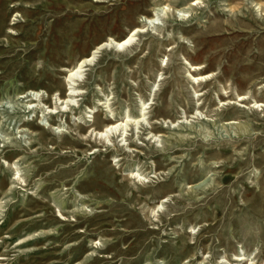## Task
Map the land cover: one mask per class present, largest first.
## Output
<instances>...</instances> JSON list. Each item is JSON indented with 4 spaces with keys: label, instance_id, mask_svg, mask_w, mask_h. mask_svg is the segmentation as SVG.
<instances>
[{
    "label": "rangeland",
    "instance_id": "rangeland-1",
    "mask_svg": "<svg viewBox=\"0 0 264 264\" xmlns=\"http://www.w3.org/2000/svg\"><path fill=\"white\" fill-rule=\"evenodd\" d=\"M194 2L0 0V264H264V0Z\"/></svg>",
    "mask_w": 264,
    "mask_h": 264
},
{
    "label": "bare ground",
    "instance_id": "bare-ground-1",
    "mask_svg": "<svg viewBox=\"0 0 264 264\" xmlns=\"http://www.w3.org/2000/svg\"><path fill=\"white\" fill-rule=\"evenodd\" d=\"M199 2H200V0H196V2H194L192 5H195ZM165 7H167V6H164L163 8H159V7L155 8L154 18L150 19V21L152 23L155 21V16H156L155 14L158 11H163L162 9H166ZM179 12H182V10H179ZM139 32H142V29L140 27H136L122 40H116L114 38H110L108 41L98 45L97 47L94 48V50L92 51V53L89 56L83 57L81 60L78 61L76 66L67 70L68 71L67 78H69V79L72 78L74 80H80L79 74H81L83 71L87 70L89 65H92V62L94 61L97 54L101 51V49H103L105 46H114V48L117 50H124V49H126V47L130 46L133 43L134 39H136V36L138 35ZM192 67H194L195 71L200 68V66H196V65H192ZM197 77H198L197 80H203L204 79V77L201 75H199ZM206 77H209V75ZM70 89H73V88H70ZM69 96L70 97L75 96V91L70 92ZM242 99H244V98H242ZM257 104H256L257 106L264 107L263 102H257ZM149 108H151L150 104L148 102H143V104L140 106V109H139L140 113H139L138 117L135 118L129 112L125 113L122 116V119L114 120L113 122L108 123L102 130L98 131L97 132L98 135L100 134L101 138H103V139L114 138L118 135L119 137H125V139L128 140L129 139V131L131 130L132 127L141 126V125L145 124L144 121L146 119V115L148 114ZM154 136L155 135H153V137ZM138 176H139V173L135 170L132 171V173L130 175V177H134V178H136ZM165 200L166 199H164L163 202ZM236 260L237 261L245 260V256H243V255L237 256Z\"/></svg>",
    "mask_w": 264,
    "mask_h": 264
}]
</instances>
